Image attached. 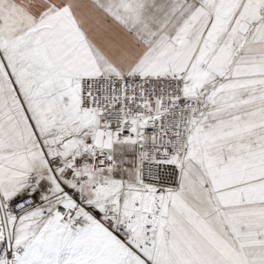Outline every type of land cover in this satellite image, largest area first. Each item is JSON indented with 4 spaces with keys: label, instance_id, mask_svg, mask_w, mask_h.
<instances>
[{
    "label": "snow or ice",
    "instance_id": "obj_1",
    "mask_svg": "<svg viewBox=\"0 0 264 264\" xmlns=\"http://www.w3.org/2000/svg\"><path fill=\"white\" fill-rule=\"evenodd\" d=\"M0 264H264V0H0Z\"/></svg>",
    "mask_w": 264,
    "mask_h": 264
}]
</instances>
